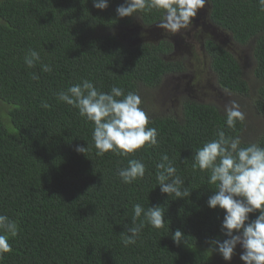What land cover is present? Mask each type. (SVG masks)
<instances>
[{
    "label": "trees",
    "instance_id": "1",
    "mask_svg": "<svg viewBox=\"0 0 264 264\" xmlns=\"http://www.w3.org/2000/svg\"><path fill=\"white\" fill-rule=\"evenodd\" d=\"M209 2L211 22L251 55L247 77L227 48L205 38L210 69L219 88L251 106L245 112L262 120L257 128L247 117L228 128L221 106L189 97L180 99L177 110L154 107L147 90L186 67L168 57L171 42L130 44L118 31L137 20L143 26L159 22L157 10L121 18L116 8L124 0H109L104 10L92 0H0V214L18 225L0 264H237L221 262L213 250L212 241L227 238L221 231L224 211L207 206L215 186L208 184L207 171L192 164L195 151L215 139L217 129L238 136L242 147H264V11L258 0ZM30 49L51 72H42L41 64L25 65ZM84 79L102 92L115 85L136 93L147 127L158 132V146L145 145L128 157L111 151L97 156L92 122L55 95ZM77 145L87 147L85 154L75 151ZM165 153L189 197L160 192L155 165ZM129 159L142 161L146 170L143 178L124 184L117 170ZM137 203L145 209L159 205L165 224L156 229L145 223L137 242L125 246ZM249 215L254 219L258 212ZM143 219L142 214L136 223ZM177 229L184 233L179 246L171 238Z\"/></svg>",
    "mask_w": 264,
    "mask_h": 264
},
{
    "label": "clouds",
    "instance_id": "2",
    "mask_svg": "<svg viewBox=\"0 0 264 264\" xmlns=\"http://www.w3.org/2000/svg\"><path fill=\"white\" fill-rule=\"evenodd\" d=\"M93 6L104 10L109 0H92ZM206 0H124L116 8L119 17L133 16L137 12L157 10L161 12L159 27L173 35L193 24L198 11L204 8ZM264 11V0H258ZM28 68L41 64L42 72H51L48 64L41 62L39 52L30 49L24 56ZM39 75L32 74V79L39 80ZM57 102H62L78 110L87 122H92V142L97 156L111 151L120 157H128L145 145L156 147L159 144L158 132L147 127L149 117L140 107L141 98L134 92L125 94L118 86L110 91H99L90 80L84 79L70 85L56 94ZM47 109L49 104L42 102ZM225 124L235 128L237 121H243L244 114L235 101L225 109ZM216 138L210 140L195 151L193 169L207 171L208 184L215 186V191L208 197L207 206L224 211L221 231L227 237L223 241L214 240L213 250L218 251L225 261H230L239 244L243 251L240 259L245 264H264V147L258 144L241 146V139L226 136L223 129H217ZM87 147L77 145L75 151L84 153ZM156 180L160 192L176 198L189 197L185 181L177 175V169L165 153L155 165ZM145 165L137 159H129L127 166L120 167L117 175L124 184H131L145 175ZM258 215L250 219L249 214ZM143 214L139 224L136 221ZM145 223L160 229L165 224L164 210L159 205L145 209L137 203L133 208L132 226H126L127 235L122 243L125 246L135 244ZM18 235V225L7 215L0 214V260L10 252L9 238ZM184 233L177 229L171 234L173 242L179 246ZM212 249V248H211Z\"/></svg>",
    "mask_w": 264,
    "mask_h": 264
},
{
    "label": "rangeland",
    "instance_id": "3",
    "mask_svg": "<svg viewBox=\"0 0 264 264\" xmlns=\"http://www.w3.org/2000/svg\"><path fill=\"white\" fill-rule=\"evenodd\" d=\"M209 12L210 2L206 0L204 8L198 11L193 24L175 35L166 33L161 29L158 26L160 22L143 26L138 23V20L133 25V27L138 26V28L119 29L118 34L130 44L140 41L167 40L173 46V51L168 57L180 59L186 67V71L183 73L166 74L157 88L147 90V97L150 98L156 109L159 110L160 108L163 112L177 110L180 99L183 97L216 104L221 106L224 111L235 101L244 117H247V121L251 123L250 127L257 128L263 124L262 120L253 111L245 112L251 106H244L240 103L242 100L239 97L226 93L217 86L215 76L210 69L209 57L204 49V40L205 38L214 39L227 48L239 61L247 77L249 76L247 72L251 60L250 50L248 46L236 43L228 31L213 24L209 18ZM243 102L245 103V101ZM242 251L243 249L238 244L234 251L236 254L233 255L230 262L245 264L240 259ZM236 255H238L237 260L233 259L237 257ZM218 259L227 263L222 257H218Z\"/></svg>",
    "mask_w": 264,
    "mask_h": 264
}]
</instances>
